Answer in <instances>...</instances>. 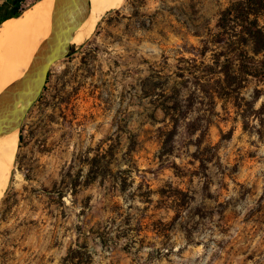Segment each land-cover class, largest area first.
Here are the masks:
<instances>
[{"label": "rangeland", "instance_id": "obj_1", "mask_svg": "<svg viewBox=\"0 0 264 264\" xmlns=\"http://www.w3.org/2000/svg\"><path fill=\"white\" fill-rule=\"evenodd\" d=\"M11 1L0 21L41 0ZM236 1L112 3L51 67L17 133L0 264H264V56L244 47L262 72L230 87L211 68Z\"/></svg>", "mask_w": 264, "mask_h": 264}, {"label": "bare ground", "instance_id": "obj_2", "mask_svg": "<svg viewBox=\"0 0 264 264\" xmlns=\"http://www.w3.org/2000/svg\"><path fill=\"white\" fill-rule=\"evenodd\" d=\"M121 0H89L90 12L77 29L73 45L81 43L94 29L112 3ZM54 0H41L20 16L0 24V93L22 77L34 54L51 30ZM17 148V132L0 138V199L8 185Z\"/></svg>", "mask_w": 264, "mask_h": 264}, {"label": "water", "instance_id": "obj_3", "mask_svg": "<svg viewBox=\"0 0 264 264\" xmlns=\"http://www.w3.org/2000/svg\"><path fill=\"white\" fill-rule=\"evenodd\" d=\"M6 8L7 4L0 7V17ZM89 12V0H54L49 36L34 54L22 77L0 93V138L19 132L27 113L45 87L51 67L73 53L72 40ZM6 19H1L0 24Z\"/></svg>", "mask_w": 264, "mask_h": 264}, {"label": "trees", "instance_id": "obj_4", "mask_svg": "<svg viewBox=\"0 0 264 264\" xmlns=\"http://www.w3.org/2000/svg\"><path fill=\"white\" fill-rule=\"evenodd\" d=\"M19 15L21 14H15L14 17ZM260 16H264V0H239L231 3L220 13L216 23L217 33L214 36L216 38L214 43L220 45L223 51L214 52L211 66L212 69L218 70L217 74L221 77L218 79L219 85L223 82L226 87H230L231 84L237 83L235 74L253 77L262 72L259 70L258 63L246 54L244 48L250 47L254 56H264V30L258 23ZM234 46L237 48L233 52L237 54H232L233 56L229 54V56L228 53L234 49ZM225 51L227 52L225 53ZM221 57L224 58L220 60ZM237 58L239 62L234 70ZM206 69L210 71V67H206ZM263 107L264 105H262ZM177 108L178 106L163 109L164 116L172 123L178 122L176 119L178 117ZM203 127L206 128V125ZM193 130H190V133ZM168 135L171 136L172 131H169Z\"/></svg>", "mask_w": 264, "mask_h": 264}, {"label": "flooded vegetation", "instance_id": "obj_5", "mask_svg": "<svg viewBox=\"0 0 264 264\" xmlns=\"http://www.w3.org/2000/svg\"><path fill=\"white\" fill-rule=\"evenodd\" d=\"M11 2L13 3V0Z\"/></svg>", "mask_w": 264, "mask_h": 264}]
</instances>
